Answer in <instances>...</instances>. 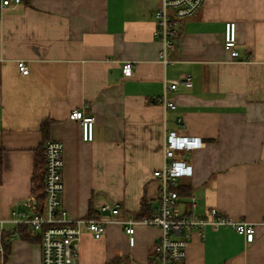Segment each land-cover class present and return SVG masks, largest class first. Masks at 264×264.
I'll return each mask as SVG.
<instances>
[{
	"label": "crops",
	"instance_id": "crops-1",
	"mask_svg": "<svg viewBox=\"0 0 264 264\" xmlns=\"http://www.w3.org/2000/svg\"><path fill=\"white\" fill-rule=\"evenodd\" d=\"M161 4L22 0L3 10L0 219L8 230L17 226L10 221L14 208L31 211L23 200L34 194L36 160L48 139H58L67 216L136 221L134 246L122 223L107 224L104 240L83 224L79 253L69 264H150L161 231L137 215L144 200L146 214L159 205L153 172L164 165L173 132L201 141L176 153L192 165V174L179 178L186 190L182 212L194 192L198 214L216 208L256 228L247 242L229 225L207 226L189 240L186 264H264V0H203L166 49L155 35ZM227 21L236 22L238 58L223 46ZM20 61L28 74L20 72ZM125 62L133 63L129 75ZM186 74L190 82L166 87ZM164 96L176 107H166ZM73 110L95 116L94 139L84 140ZM102 201L119 203L120 212L100 211ZM15 232L2 264H41L40 239Z\"/></svg>",
	"mask_w": 264,
	"mask_h": 264
},
{
	"label": "built area",
	"instance_id": "built-area-1",
	"mask_svg": "<svg viewBox=\"0 0 264 264\" xmlns=\"http://www.w3.org/2000/svg\"><path fill=\"white\" fill-rule=\"evenodd\" d=\"M22 0H0V16L3 10ZM203 0H162L156 9L157 38L164 42V48L173 46L175 38L180 33V23L193 15L202 5ZM237 26L235 21L225 24L223 46L233 58L240 56L237 49ZM165 54V53H164ZM20 72L28 74L29 66L24 61L18 63ZM133 63L125 62L123 72L131 74ZM191 74L183 75L181 79L167 80L166 87L177 89L181 82H190ZM166 107L175 108L176 104L166 96L163 98ZM70 118L80 120L84 140L95 137V116L84 114L83 110H73ZM199 137L168 133L164 155L165 162L161 168L154 170V177L160 180L159 205L154 214L142 219L146 225L160 229V235L153 245V255L150 264H186L187 244L195 233L204 234L207 226L214 228L229 225L244 234L247 242H253L256 237L255 224L247 220H237L223 214L216 208L210 209L206 215L196 212L198 196L190 195V206L186 212L179 207V178L192 174V165L188 162V155L177 158L178 150L190 151L200 145ZM45 157L44 189L46 200L43 210H37L36 196L30 195L23 200V204L31 211L14 208L10 221L16 225L26 224L35 233L40 234L41 264H69L79 253L80 240L83 234L82 225L86 224L96 239L104 240L106 225L119 222L124 224L128 234L129 244L135 245V224L133 218L116 220L91 215L87 218L72 219L67 216L62 205L64 192L63 167L64 144L58 139H48L43 148ZM100 211L120 212V204L102 201ZM124 222V223H123ZM264 222V218H263ZM7 221L0 219V264L5 260L4 232ZM17 233V231L15 232Z\"/></svg>",
	"mask_w": 264,
	"mask_h": 264
},
{
	"label": "trees",
	"instance_id": "trees-1",
	"mask_svg": "<svg viewBox=\"0 0 264 264\" xmlns=\"http://www.w3.org/2000/svg\"><path fill=\"white\" fill-rule=\"evenodd\" d=\"M46 124L48 125V121L46 122ZM45 126H44V129H45ZM46 132H47V127H46ZM2 168H3V155H2V150H0V182L2 181ZM44 173H45V157L42 151L41 157L38 156V159L36 160L35 168H34V175H33V182L35 184L34 194L36 196L37 210L39 211L43 210V206L46 200V193L44 189ZM177 190L179 192V195L183 194L186 191L181 186H178ZM148 206L149 205L144 200L142 202V211L137 215L138 218L140 219L149 218L154 214V212H150L146 214V210ZM14 231H17L19 236H21L24 239H28V240H39L40 239V234L35 233L26 224H18L14 228L5 230L4 232V244H5V251H6L5 259L7 258V255L9 253L10 236Z\"/></svg>",
	"mask_w": 264,
	"mask_h": 264
}]
</instances>
